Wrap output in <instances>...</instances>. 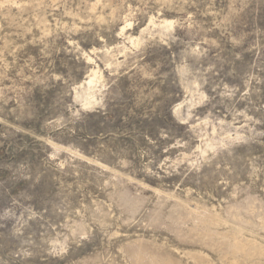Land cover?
<instances>
[{"label":"rangeland","instance_id":"obj_1","mask_svg":"<svg viewBox=\"0 0 264 264\" xmlns=\"http://www.w3.org/2000/svg\"><path fill=\"white\" fill-rule=\"evenodd\" d=\"M0 264H264V0H0Z\"/></svg>","mask_w":264,"mask_h":264},{"label":"bare ground","instance_id":"obj_2","mask_svg":"<svg viewBox=\"0 0 264 264\" xmlns=\"http://www.w3.org/2000/svg\"><path fill=\"white\" fill-rule=\"evenodd\" d=\"M95 77H96V71H92V73L88 76V79L86 80L87 90H89V92L86 95L87 97L85 99L86 105H89L93 102L91 100L94 98V95H93V92L91 90L93 89L94 82L96 83Z\"/></svg>","mask_w":264,"mask_h":264}]
</instances>
